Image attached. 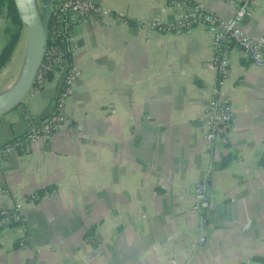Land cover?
<instances>
[{
    "label": "crops",
    "instance_id": "obj_1",
    "mask_svg": "<svg viewBox=\"0 0 264 264\" xmlns=\"http://www.w3.org/2000/svg\"><path fill=\"white\" fill-rule=\"evenodd\" d=\"M97 1L130 22L108 15L74 25L69 59L79 73L68 122L10 153L5 169L0 161V206L25 197L22 222L0 220V264H264L256 258L264 257V67L227 47L221 88L233 118L227 142L211 141L204 107L217 72L206 26L148 34L135 21H171L178 9L166 0ZM200 1L234 13L230 1ZM7 24L0 15V50ZM243 29L264 35V0L248 5ZM23 34L0 85L26 58ZM60 84L52 73L0 114V143L50 115ZM197 181L210 192L201 209Z\"/></svg>",
    "mask_w": 264,
    "mask_h": 264
},
{
    "label": "built area",
    "instance_id": "obj_2",
    "mask_svg": "<svg viewBox=\"0 0 264 264\" xmlns=\"http://www.w3.org/2000/svg\"><path fill=\"white\" fill-rule=\"evenodd\" d=\"M235 5L230 17H223L210 10L200 0H166L167 5L175 6L178 12L171 21L161 19L137 20L148 34L166 32H189L197 24H204L212 36L214 55L211 64L215 67L217 77L210 89L209 97L204 107V116L208 130L205 137L211 141L221 139L227 142L226 129L233 118V101L229 93L222 90L228 61L225 56L229 45L240 48L255 64L264 67V35L251 36L243 29V19L247 7L255 0H226ZM112 15L115 19L130 22L122 11L106 7L97 0H50L47 39L43 58L35 71L31 87L41 89L52 73H59L61 84L54 99L52 113L42 120L31 123L21 134L5 143H0L1 166L6 168V160L10 153L24 150L33 140L50 136L60 126L68 122L64 111L66 99L72 93V84L79 73L69 56L76 47L73 27L76 23L90 20L93 16ZM149 40V38H147ZM24 119L30 120L31 115L22 110ZM52 191V190H51ZM48 189L34 192L37 198L51 192ZM193 207L201 209L202 204L210 199V192L204 181H197L193 188ZM24 196H16L11 206H0V220L11 224L22 222L24 213L22 201ZM24 245L23 241H20Z\"/></svg>",
    "mask_w": 264,
    "mask_h": 264
},
{
    "label": "water",
    "instance_id": "obj_3",
    "mask_svg": "<svg viewBox=\"0 0 264 264\" xmlns=\"http://www.w3.org/2000/svg\"><path fill=\"white\" fill-rule=\"evenodd\" d=\"M23 25L27 43L25 67L17 82L0 94V114L16 107L30 89L44 54L49 22L50 0H43L40 12L35 0H13Z\"/></svg>",
    "mask_w": 264,
    "mask_h": 264
},
{
    "label": "trees",
    "instance_id": "obj_4",
    "mask_svg": "<svg viewBox=\"0 0 264 264\" xmlns=\"http://www.w3.org/2000/svg\"><path fill=\"white\" fill-rule=\"evenodd\" d=\"M0 15H3L9 20V24L4 27V42L0 50L1 68L10 59V56L12 55V52L20 37L23 25L19 19L17 9L13 0H0ZM8 141H10V139L5 142ZM225 160H227V157ZM259 164L264 169V155L259 158ZM18 223H20V221H14L11 223V225H16ZM256 258L264 260V257L262 256H256Z\"/></svg>",
    "mask_w": 264,
    "mask_h": 264
},
{
    "label": "rangeland",
    "instance_id": "obj_5",
    "mask_svg": "<svg viewBox=\"0 0 264 264\" xmlns=\"http://www.w3.org/2000/svg\"><path fill=\"white\" fill-rule=\"evenodd\" d=\"M35 1H36V4H37L40 12H41L43 0H35ZM22 31H24V34L23 35H25V30H24L23 27H22ZM18 54L20 55L19 58H21V56H22L21 51ZM26 59H27V54H26L25 60L24 61H21L20 65L19 64L18 65H15L12 68L11 78L8 79L7 81H5L2 85H0V94L6 92L8 89H10L15 84V82H17V79H19V77L22 74V70L24 69L23 67H25Z\"/></svg>",
    "mask_w": 264,
    "mask_h": 264
},
{
    "label": "bare ground",
    "instance_id": "obj_6",
    "mask_svg": "<svg viewBox=\"0 0 264 264\" xmlns=\"http://www.w3.org/2000/svg\"><path fill=\"white\" fill-rule=\"evenodd\" d=\"M24 68V67H23ZM23 71V70H22ZM18 80V79H17ZM16 83V82H15Z\"/></svg>",
    "mask_w": 264,
    "mask_h": 264
}]
</instances>
